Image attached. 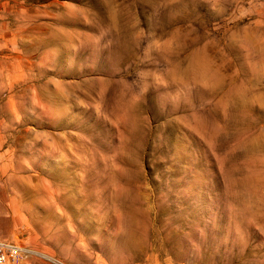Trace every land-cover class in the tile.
Returning <instances> with one entry per match:
<instances>
[{
	"label": "rangeland",
	"instance_id": "obj_1",
	"mask_svg": "<svg viewBox=\"0 0 264 264\" xmlns=\"http://www.w3.org/2000/svg\"><path fill=\"white\" fill-rule=\"evenodd\" d=\"M0 240L264 264V0H0Z\"/></svg>",
	"mask_w": 264,
	"mask_h": 264
},
{
	"label": "built area",
	"instance_id": "obj_2",
	"mask_svg": "<svg viewBox=\"0 0 264 264\" xmlns=\"http://www.w3.org/2000/svg\"><path fill=\"white\" fill-rule=\"evenodd\" d=\"M21 255V248L19 245L0 240V264H14Z\"/></svg>",
	"mask_w": 264,
	"mask_h": 264
}]
</instances>
